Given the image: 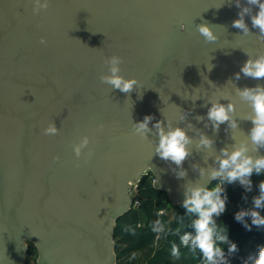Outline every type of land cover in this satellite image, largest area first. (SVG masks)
<instances>
[{"label": "water", "instance_id": "1", "mask_svg": "<svg viewBox=\"0 0 264 264\" xmlns=\"http://www.w3.org/2000/svg\"><path fill=\"white\" fill-rule=\"evenodd\" d=\"M33 7L34 0H0V264H27L30 246L37 264H117L116 223L134 209L144 176L182 205L189 181L213 183L192 165H212L235 142L231 135L245 138L252 124L242 117L251 109L236 88L264 79L235 74L264 42L248 16L252 35L232 27L235 0H49L37 14ZM205 21L215 25V43L196 29ZM112 55L123 58L121 75L139 82L130 94L99 80ZM209 100L234 103L239 129L205 127ZM146 115L154 117L150 128L193 125L186 177L154 154L157 136L133 134L132 123ZM52 122L58 134L45 135ZM199 133L215 140L214 150L196 149ZM84 136L90 143L77 159L72 145Z\"/></svg>", "mask_w": 264, "mask_h": 264}, {"label": "clouds", "instance_id": "2", "mask_svg": "<svg viewBox=\"0 0 264 264\" xmlns=\"http://www.w3.org/2000/svg\"><path fill=\"white\" fill-rule=\"evenodd\" d=\"M245 2L247 6L242 5L241 0H235V6L240 10L239 18L232 21V27L241 30L243 36L252 35L249 25L245 22V17L248 16L251 19V27L259 32L256 38L264 42V0H245ZM48 7L49 0H44L43 3L41 0H34L33 13L37 14ZM254 8L258 11L254 12ZM214 26L207 21L196 25V29L204 38L205 43H215L219 39L213 30ZM40 43L46 44L47 41L42 37ZM247 55L249 58L241 66L240 71L235 74V79L239 80L241 73L246 78L264 79V52H260L255 58L248 53ZM104 63L108 66V74L99 76L102 84H107L112 90H119L125 94L132 93L139 86L136 78H125L121 75L122 57L118 55L106 56ZM236 96L251 109L242 119L250 121L252 127L243 139L237 140L234 135H231V139L235 142L231 146L222 147L218 154L214 155L212 165H207V160L204 161L207 167H201L199 164L192 165L193 170L199 173L200 178L207 176L208 181L213 182L210 186L206 187L199 180L189 181L184 186L185 198L182 207L187 214L194 215L195 219L191 222L193 231L184 232L180 236V244L192 251L198 250L206 264H228L221 245H228L229 255L237 251V245L229 241L226 227L223 223L218 224L216 220L226 209L227 196L224 185L238 182L247 191H250L253 174L259 175L264 171V155L257 154L259 149L264 148V86L236 88ZM209 102L211 107L207 110L208 123L205 124V127L210 124L216 133H218L220 125L224 123H227L232 132L239 129L234 103L221 104L219 100H209ZM153 119V116L146 115L142 121L132 123L133 134L139 136L141 140H147L150 132L157 136L158 141L155 144L154 154L161 160L176 165L172 171L177 179L186 177L187 171L183 168V163L192 155L190 146L194 143L193 138L187 134V130L193 129V125L189 123L187 128L173 127L170 121H167L166 126L163 121H158L150 128L149 124ZM181 119L183 121L186 117ZM196 119L203 121L205 117L197 116ZM97 130L102 131L103 125H100ZM43 131L45 135L58 134V128L53 122ZM89 143V137L84 136L78 144L72 145L77 159L81 157L82 150ZM195 146L197 150H214L215 140L204 133H199V139L195 141ZM88 155L91 157L92 153L89 152ZM59 159V156L54 157V160L58 161ZM259 193V196L253 198V209L236 213L237 221L243 222L245 216H250L252 225L264 226V216H261L257 211V209L264 208V180L259 184ZM245 227L251 230L249 225L245 224ZM152 230L155 233H163L165 225L158 219ZM179 254L178 246L173 244L172 255L178 257ZM249 259L251 264H264V246L259 248L256 256Z\"/></svg>", "mask_w": 264, "mask_h": 264}, {"label": "trees", "instance_id": "3", "mask_svg": "<svg viewBox=\"0 0 264 264\" xmlns=\"http://www.w3.org/2000/svg\"><path fill=\"white\" fill-rule=\"evenodd\" d=\"M136 198L140 207L130 210L116 223L117 263L206 264L198 250L192 251L180 244V236L184 232L193 231L191 222L195 219L194 215L187 214L186 210L182 209L174 221H169L165 212L171 204L165 192L155 189L152 174L142 178L136 190ZM253 208L254 205L249 210ZM257 211L264 216V209H257ZM141 215L144 217L143 223H141ZM158 219L165 225L163 233H155L152 230ZM216 220L218 224L223 223L226 227L229 241L237 245V251L230 255L228 245H221L228 264H251L249 258L256 256L259 248L264 246V235L258 227L252 225L251 217L245 216L244 221L240 222L235 219V215L229 213L226 216L217 217ZM245 224L249 225L251 230H248ZM252 243L256 244L258 250L251 246ZM173 244L179 248L178 257L172 255ZM36 259L37 250L34 246H30L27 264H37Z\"/></svg>", "mask_w": 264, "mask_h": 264}, {"label": "rangeland", "instance_id": "4", "mask_svg": "<svg viewBox=\"0 0 264 264\" xmlns=\"http://www.w3.org/2000/svg\"><path fill=\"white\" fill-rule=\"evenodd\" d=\"M252 187L250 191H247L243 186H241L238 182L233 184H225L224 190L225 195L227 196L226 201V209L220 215L221 217L228 215L229 213L232 215H236L237 212L247 211L249 208L253 207V198L259 196V184L262 180H264L262 175L253 174L251 177ZM137 188L133 191L132 195L136 193ZM184 209L182 205H169L165 214L169 221H174L179 211ZM262 210L264 208H261ZM144 222V217L141 215V223ZM258 227V226H255ZM261 233L264 235V227H258ZM264 238V237H263ZM264 240V239H263ZM251 246L257 248L256 244L252 243ZM258 250V248H257ZM256 250V252H257ZM119 264V263H117Z\"/></svg>", "mask_w": 264, "mask_h": 264}, {"label": "built area", "instance_id": "5", "mask_svg": "<svg viewBox=\"0 0 264 264\" xmlns=\"http://www.w3.org/2000/svg\"><path fill=\"white\" fill-rule=\"evenodd\" d=\"M134 208H139L140 207V203L138 201V199L136 198V193L134 194Z\"/></svg>", "mask_w": 264, "mask_h": 264}]
</instances>
